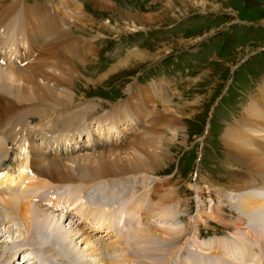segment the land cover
Instances as JSON below:
<instances>
[{"label":"rangeland","instance_id":"obj_1","mask_svg":"<svg viewBox=\"0 0 264 264\" xmlns=\"http://www.w3.org/2000/svg\"><path fill=\"white\" fill-rule=\"evenodd\" d=\"M126 1L129 2L117 4V2L111 0H79V4H76L75 2L69 3L70 0H20L17 1L18 6L15 0H0V23H6L3 28L0 26V44L4 43L8 46L5 47L4 45L0 49H17V52H19V49L39 50L42 47L41 52H38L34 61L26 66L18 67L31 71L32 67L36 66L37 69H34L36 73L40 66L35 63L36 60H39L38 56L41 58V63H43L44 49H53L51 51L48 49L47 55L51 54L53 56L50 60L54 62V67L52 61L45 60L48 63H44L49 64L48 66L51 64V67L44 68L43 72L47 69L49 73L54 74L51 78L55 79L54 83L51 84L52 91L43 93L41 91V93H38L40 95L37 94L41 98H45L47 102L42 100H39L38 103L36 100V102H24L18 97L23 96L25 100H28L34 94V91L24 92L19 90L18 95L10 92L0 93V105L5 108H0V119L2 118L0 127H2V130L7 128L4 124V115H12L11 112L14 109L17 114L22 113L18 111L22 107L26 111L28 108L33 110L30 116L37 119L36 123L41 128H39L40 130L45 127H54V129L46 131L59 133L63 141L72 131L66 132L61 124L77 125L75 130L78 131L85 128V121L91 119L93 122L95 121V123H92L93 132L104 141L111 139L109 140L110 143L107 144L108 146L105 147L115 145V148H121L119 150L123 151L122 155H127L128 159L131 157V153H138V149H140L141 143L138 136H143V139L148 140L153 136L154 138L150 139L154 141L153 144H158L161 140L170 143L169 159L167 158L164 163L157 165L155 173L148 172L143 173V175L142 173L132 172L121 176L120 179L109 176L94 181H90V177H93V175L88 171L78 172V175L82 180L87 178L84 180L86 183H95L93 189H96L99 179L106 180V183L99 182L101 184H98V187L107 189V186H109L107 196L112 199V203L118 201L112 198V194H118L119 192L127 194V198L132 194L139 198L136 200L141 201H139V206L143 199L151 202V206L147 203L143 208L144 212L152 213L150 214L152 218H147L145 224L152 222L160 227L173 226L186 231L180 238V248H183L174 258L176 261L174 262L171 257L169 259L170 263L168 261L166 264H184L188 260L202 258L201 254L202 256L207 254L210 257L216 250L215 248L210 249L212 240L216 241L222 236L228 237L235 232L241 233L249 227L248 224H252L250 219L248 220L250 214H247L244 208L241 209L234 203L244 201V192L252 191L255 187H236L232 183L230 186L233 187L229 188L228 185L232 181H239L236 173H240L247 177L250 174L251 181L247 180L254 186L257 179H254V177L259 173L247 169L245 165L253 158V152H255V155L258 153L264 155V151H260L255 146V140L259 144H264V131L262 134L258 132V128L264 127V125H260L263 123L264 105H251L246 109V104L251 96L255 95L258 86L264 84V0ZM140 1L145 4L139 3ZM203 1L204 4H202ZM82 2L89 3V8H83ZM31 3H40L42 7L39 12L47 13L48 18L55 17L59 20L60 24H57V20L52 18L49 20L50 23L45 22V20L42 23L44 26L49 23L53 28L59 27L58 29L61 30L59 37L55 38V32H53L52 35L50 34L37 44L34 42L35 39L32 34L35 26L28 31L23 23L24 13L21 12ZM90 5L96 10L91 9ZM8 7L13 8L11 14L7 9ZM38 10V8L37 10L33 9L30 16L39 19L40 15L35 14ZM18 13L23 14L21 15L23 25L20 24L19 27L17 22H11L14 21V17L18 20L19 16H16ZM151 15H154L153 18H150ZM25 16L27 21L31 22L32 18L27 17V11H25ZM13 27L15 29H11ZM6 31L7 33H5ZM49 31L51 30L49 29L47 32ZM1 38L7 40L4 41ZM79 38L82 39L81 42ZM55 40L59 41L54 43ZM56 49H59L65 57L55 55L54 51ZM65 49H71V51H65V53L63 51ZM73 49H77L78 53L75 58H72L70 54L73 53ZM80 49L81 51H79ZM88 49L91 50L87 51ZM49 51L50 53H48ZM33 54L36 55L34 51L30 52L29 58ZM167 56L173 57L163 61ZM19 58H21L19 55L12 57L15 62L21 64L22 60H19ZM45 58H48V56ZM10 63L12 64V61L8 59V62L3 65L4 68L9 66ZM3 66L0 64V67ZM9 67H7L8 70ZM68 79H70L69 82ZM163 79L168 81L169 94ZM149 81L151 83L142 85ZM137 83L141 84L135 86L131 92V88ZM148 89H151L148 94L155 95L154 101L157 102L147 104L148 109H153V114L154 109L159 111V114H163L165 109L162 105H170L172 110L177 111V115H180L179 124L174 123L175 125H173L165 117L158 118L155 123L152 122L150 117H143L141 113L138 117L136 112H132V114L127 112L125 113L127 120L120 122V132H117L116 128L111 126L113 118L119 116L120 111H127L129 100L132 102L135 98L136 102V99L142 98L145 90ZM153 90H156L158 96ZM130 92L129 97L123 100ZM132 94H134L133 97H131ZM55 95H59V100ZM5 106H8V108ZM243 107L246 109L243 119L249 115L250 123L246 119L240 122L235 117V114H238V111ZM253 107L257 111H254ZM38 108L43 109V111H38ZM133 115L138 119L132 123ZM104 116L108 117V120H104L108 124L100 125L99 120L104 119ZM256 117L261 121L256 123L253 119ZM55 119L57 120L55 121L56 124H53ZM124 121L125 124L122 123ZM128 122H130L129 125H127ZM148 123H155L157 134L155 131L152 132L154 135L150 134V131H153L155 127L151 128L153 126L151 124L149 130L146 127V125H149ZM35 125L33 124L31 127L37 130L38 127ZM208 126H210L209 133H207ZM228 129L232 130L229 134H227ZM253 129V134L247 132ZM85 135L87 136V134ZM149 135L150 137H147ZM159 135L160 137L164 136L163 139ZM86 136L83 140L88 138ZM204 136H206L204 138L205 145L203 144L204 148L201 149L202 137ZM228 140L231 143L234 140L233 145L229 146L227 144ZM82 142L84 145L86 144L85 141ZM82 142L79 144L76 141H73L72 144L68 143L67 148L73 149L68 154L82 156L88 152L91 153V150L84 148V146L81 147ZM63 146H66L65 141L61 148ZM52 148L54 150V147ZM100 150L101 148H98L97 151L100 152ZM54 151L57 154L60 153L58 150ZM28 152L33 156L32 149H29ZM16 153L15 155H17ZM141 153L138 155H141ZM262 168H264L263 165ZM38 175L40 179H45L44 175L40 173ZM79 186L80 183H77L70 188L72 189L70 193H73V196H79L77 188H75ZM201 189L203 194L200 193V195L198 193ZM257 189H262V191H257L259 194L264 191V187ZM173 191L178 196V199L175 200L179 202L177 205L180 204L177 209L179 212H183V215L185 214V218H180V220L172 212L170 217L166 214L164 216L160 214L166 208L172 211L175 201L174 203H172L173 201L164 202L155 211L151 209L153 203H159L161 200L158 193L166 192V194L171 195ZM150 194L153 196L152 200H150V197H152ZM80 198H77L79 199L77 202H82V199L86 197L84 198L83 193H81ZM89 198L86 199L91 200ZM121 201L118 202L121 203ZM80 202L77 204H80ZM97 208L94 209L98 211ZM103 210L101 208L102 214L107 215ZM59 211H61V208ZM59 211H56V214L57 217H59L58 214L60 215L63 228L67 232L71 230L69 232L71 234L66 236L67 246L71 250L70 254L79 261L78 264H87L88 262L103 264L106 255L116 259L119 262L116 261L117 264H129L128 261L124 260L123 249L117 247V243H115L117 248L109 251L103 250L105 244L115 242V237L109 238L108 236L95 234L92 230L90 232L91 236L88 237V233L85 231H90V228H87L86 225L74 236L80 220L76 221L77 218L72 214L73 210L69 214L67 213L65 217L68 218L67 220ZM119 211L120 213L121 211L124 212V209ZM61 212L65 213L64 211ZM141 215L140 212V220L142 219ZM257 215L264 217L262 213H256L255 216ZM12 216L10 213L0 211V220L2 221L0 230L6 231L3 225L5 220L7 226L11 225L10 228H12L9 233L1 236L0 251H3L5 258L13 261L12 264H22L21 258L30 262V257L24 258L22 256L20 258L21 253L25 252L23 246H27L24 240L25 229L18 222V219L12 218ZM75 216L77 215L75 214ZM111 220L119 221L117 216L111 218ZM135 220L137 221V219ZM260 221L264 226V219L261 218ZM12 222L15 224H12ZM143 225L137 224V226ZM90 227L92 229L91 225ZM129 230L137 233L133 227H129ZM35 232L34 236L36 235ZM198 234L205 239H201L202 237L197 238ZM116 235H119V232ZM136 235L137 237L141 236L140 233ZM38 236L35 239L39 241L40 236ZM154 236L157 241L156 244L161 245L157 236ZM89 238L91 241H89ZM159 238H162V236ZM177 239L179 238L173 240ZM197 240L202 242V246L199 248L201 252L196 249V246L192 245ZM7 244L8 247L5 250ZM111 244L113 245V243ZM189 246L192 253L188 250ZM96 248H98V253L96 251V253H93V249ZM219 251L224 254L221 248ZM19 252L21 253L19 254ZM8 255L10 256L7 257ZM35 255L38 260H42H40V264H60L59 262L45 261L42 254L37 253ZM250 260H257L258 263L264 264V261L259 258H250ZM249 263L255 264L254 261ZM26 264L29 263L26 262Z\"/></svg>","mask_w":264,"mask_h":264},{"label":"bare ground","instance_id":"obj_2","mask_svg":"<svg viewBox=\"0 0 264 264\" xmlns=\"http://www.w3.org/2000/svg\"><path fill=\"white\" fill-rule=\"evenodd\" d=\"M17 1H20V0H15L16 4H17ZM75 1L76 0H74V2ZM204 3L205 2L203 1L202 4H204ZM20 4L22 5V3H20ZM17 5L19 6V4H17ZM37 8L39 9V7H37V5L32 6L31 8L25 7L23 9V11H24V13H25V11H27V17L30 19L31 18L30 12L33 9L37 10ZM7 9L9 10L10 14L13 12V8L8 7ZM153 16L154 15H151L150 18H153ZM35 19L38 20V23L35 24V28L33 30L32 36H34V39H35L34 42L36 44H37V42H39L42 39L49 36L50 34L52 35L53 32L56 33V31H57L56 28L51 27L49 25V23H46L45 26L42 25V23L44 22V20L42 18L41 19L39 18L40 21H39L38 17ZM4 24H6V23H0V26H2V28H3ZM14 27H15V25H14ZM14 27L11 29H15ZM8 28H7V30H8ZM32 29H33V27H32ZM49 29L51 31L47 32ZM5 33H7V31ZM55 42H57V40H55L54 43ZM45 44H47V43H45ZM5 47H8V46L5 44ZM41 49H42V47H41ZM48 49L50 50V48H48ZM48 49H44V51H43L44 52V58H43L44 62H47L45 60H50L53 57L51 54L47 55ZM51 50H53V49H51ZM32 51H33V49L27 50L28 55H30V52H32ZM50 51L48 53H50ZM63 51L67 52V51H71V49H65ZM79 51H81V49ZM54 52H55V55H59L63 58L65 57V55L62 54L59 49L58 50L56 49ZM76 52H77V49H73V53L72 52L70 53L72 58L76 57V54H75ZM39 55H40V53H39ZM6 56H8V52L5 51V54H3L2 49H0V64H2V66L6 63V61L4 60ZM15 56L9 55V57L11 59H12V57H15ZM46 56H48V58H45ZM38 59L39 60H36L37 62H35V63L37 65H40L38 68V72H37V73H39V75H37V73L34 72V69L36 68V66L32 67L33 69H31V71H29V69L18 68V67L22 66L20 64V62L15 63V66H17V67L10 66L9 64L8 65L10 67L6 65L7 67L10 68L9 70L7 69V67L6 68H4V66L0 67V93L10 92V93H14L15 95H18L19 90H22L24 92L25 91H34V94L28 100H25V98L23 96H18V97L24 102H26V101L27 102H33L36 100L38 103L39 100L46 101L45 98H41L40 96H38V95H40L38 93H41V91H42V93L47 92V91H52L51 84L54 83L55 79L51 78V76L54 74L49 73L47 71V69H45V72H43L44 68H50L51 64H50V66H48L49 65V64H47L48 62L46 64L44 62L41 63V58L39 56H38ZM19 60H20V58H19ZM50 61H52V60H50ZM7 62H8V60H7ZM56 63H58V62H56ZM52 66L54 67L53 61H52ZM38 76H41V77H38ZM69 80L70 79H68L67 81L69 82ZM67 81H65V82H67ZM65 82H63V83H65ZM149 92H151V89L145 90V93L143 94L142 98L136 99V102H135V98L132 102H131V100H129L127 102V106H128L127 111H120L119 116L117 115V117L112 120L111 124L114 128H116L117 132H120L119 131L120 130V126H119L120 122L123 120H127V118L125 117V113H127V112L129 114H132V112H134V113L136 112L137 116L138 115L140 116V113H141L143 115V117H150L152 122H155V123H156L158 118L165 117V119L169 120L171 122V124L172 123H173V125H175L176 123L179 124L180 115H177L178 114L177 111L172 110L170 105H166V104L162 105V107L165 109L163 114H159V111H157L155 109H154L155 112L153 114V112H152L153 109H151V110L148 109L147 104H149L151 102L157 103L154 101L155 95H149L148 94ZM154 92L156 93V90ZM133 95L134 94H132L131 97H133ZM58 96H56V97L58 98ZM157 96H158V94H157ZM164 98H166V96H164ZM58 100H59V98H58ZM49 101H51V100H49ZM64 102H66V101H64ZM41 103L45 104L43 102H41ZM41 103H40V105H41ZM54 104H56V103H54ZM5 107L8 108V106H5ZM34 107L36 108V106H34ZM0 108L5 109L1 105H0ZM254 108L255 107H253V110L257 111ZM39 110L43 111V109H41V108H38V111ZM18 111H21L22 113L17 114L15 109H14L12 112L10 111L12 115H8V114L4 115L3 116L4 121H5L4 124L6 125L7 128L6 129L3 128L4 130H2L1 129L2 127H0V205H2L5 208V211H4L5 213H8V214L10 213L13 215L12 218L14 217L15 219H18V222L20 224H22L24 229H25L24 240H25L26 244L30 245V247H25V250H24L25 252H23L21 254L24 258H28V257L31 258V259L29 258L30 262L26 261V260H25V262H27L29 264H31V262H33V264H40V262L42 260L41 259H40L41 261L38 260V257H36V255H35L37 253L42 254L45 261L51 262V263L59 262L60 264H78V262H79L73 255L70 254L71 250H70L69 246H67L68 243H67L66 236L71 234V233H69V232H71V230L69 232H67L63 228V225H62L63 223L60 222L62 219L60 217H57V214L53 213V211L52 212H50L49 210L47 211V210H45V208H41L38 205L34 204V202H32L31 199L27 198L26 194H24V192H27L26 189L24 190V192H20V191L13 192L11 190L12 184L16 187V184L22 186L23 183H25V182L29 183V184H27L28 189H31L29 187H31L32 185L34 187L35 186L36 187L37 186L44 187V186L48 185L49 183H58L56 185H61V186H57V189L65 188L69 192H70V190H72L70 188L73 187V184L80 183L79 187H75V188H77V191H78V195H79L78 197L80 198L81 193H83L84 198L90 197L89 199H91L92 201L87 200L85 198V199H82V202L79 201L80 204L77 206V203H79V202H76V200H75V202L72 206V209L70 211H68V210H65L63 207L64 203L62 201V198L60 196H57L56 200L52 199V197H49L45 204L42 203L43 206H48V209L55 207V210H58V209L60 210V208H61V211H64L66 214L67 213L69 214L73 209H75L76 210L75 212L77 214L82 215L83 222H86V221L89 222V224L92 226V229H91L92 231L99 232V231L107 230L106 235H108L109 238L115 237L116 240H115V242H109V244H107V245L105 244L103 247L104 248L103 250L107 249L109 251L113 248L121 247V249H123V254H124V257L123 256L122 257L124 258V260L128 261L129 264H166L171 257H172V260H174V258L177 257V254H179L180 250L183 248V247L180 248V245H181L180 238L186 232L184 229L179 230V227L174 228L173 226L172 227H170V226H164V227L161 226L160 227V226H158V224H153L152 222L150 224H145V221L147 220V218L151 217L150 214H152V213L144 212L143 211L144 207H141V205L139 206L140 200L136 201L139 198H137L136 196H134L130 192L129 193L132 195L128 198L126 197L127 194H123L120 192L118 194H112V198L114 200H118V201L122 200L123 201V202L121 201V203H123L124 212L121 211V213H120V211H118V210H119V206L121 203L118 201H117L118 203L117 202L112 203L111 202L112 199H109L107 196L108 192H109V190H108L109 186H107V189H105L103 187H98V184H101L99 182H103V183L107 182L106 180H100V179L101 178H108L109 176L117 177L118 179H120L121 176L126 175L128 173H132V172H135L138 174L139 173L145 174L148 172L149 173H155V170L157 171L156 166L160 165L161 163H164V161H166L167 158L169 157L170 143H167L164 140H161V142H159V143L156 142L158 144H153L154 141L150 140V139L154 138L153 136H151L152 138L150 137V135L147 136V137H150L149 140L143 139L144 138L143 136H141V137L138 136L140 143H141L140 149L137 148L138 153H135V154L131 153V155H130L131 157L128 159L127 155H125V156L122 155L123 151L119 150L121 148H115L114 147L115 145H111V144H110L111 145L110 147H105V146H108L107 144L110 143L109 140H111V139H108V140L106 139L107 141L100 139L99 136L96 135L95 132H93V130H92V128H93L92 123H95V122H92L90 119H88L87 121H85L86 126H85V128H82L83 130L79 129L78 131H76L74 129V130H72V132L69 133L67 138L65 137L66 140H64V141L66 143V146H63V148H61V146L64 145V143L62 142L63 139H61V135L59 133H52V132L49 133L44 129L40 130L41 128L38 127L39 125L37 126V123H36L37 119L35 117L30 116V115H32L31 111H33V110H29V108H28V110L26 111V110H23V108L21 107L20 109H18ZM116 112H118V111H116ZM255 115H258V114H255ZM104 117L105 118L101 119L102 121L99 122L100 125H103L104 123L108 124L107 122L104 121V120H108L107 119L108 117L107 116H104ZM138 117H135V115H133V121H131V122L132 123L136 122ZM244 119H246L247 122H249V123L251 122L249 115L245 116ZM253 119H254V121H256V123H257V121H261L257 117L253 118ZM262 120H263V123H261L260 125H264L263 115H262ZM40 121H42V120H40ZM55 121H57V120L55 119L53 124H56ZM122 123L125 124L126 122L124 121ZM132 123H131V126L133 125ZM155 123H153V124L148 123L149 125L148 126L146 125V127H148V128H149V126H151V124L153 125V126H151V128L155 127L153 129V131H150V134L154 131L155 132L157 131ZM2 124H1V126H3ZM30 124H32V125L36 124L35 126L38 127L37 130H36V128L31 127L32 125L30 126ZM129 124H130V122L127 123V125H129ZM239 124H241V123H239ZM78 128H81V127H78ZM151 128H149V130ZM50 130H52V129H50ZM146 130L148 132L147 128H146ZM122 132H123V130L121 131V133ZM230 132H232V130L228 129L227 134H229ZM85 134H87L88 138ZM156 134H157V132H156ZM152 135H154V134L152 133ZM255 135H258V134H255ZM84 136H86V138H87V139L85 138L86 140H83ZM159 137H160V135H159ZM161 137L163 139L164 136H161ZM35 138H41L42 139V142L44 144V146L42 148H45L44 151L32 147L33 140ZM230 140L227 141V144L229 146L233 145V142H234V140H232V143H231ZM73 141L78 142V144L82 141H85L86 144L84 145V143L82 142L83 145H81V147L84 146V148H87L88 150H91L92 152L91 153L88 152L87 154L82 155V156L79 154H76V155L68 154V153L72 152L73 149L70 150L71 148L70 149L67 148V145H68V143L72 144ZM166 141H169V140H166ZM113 143H115V142H113ZM52 147H54V150H58L60 153L55 154V157H51V158L47 159L48 153L50 152L49 149ZM116 147H118V146H116ZM98 148H101L100 152L97 151ZM111 148H113V149L110 150ZM257 148L259 150H261L260 147H257ZM29 149H32L33 156L30 154V152H28ZM106 149H109V150H106ZM103 150H106V151H103ZM15 153L17 155H15ZM139 153H141V155H138ZM253 153H254L253 158L250 159V161H248L246 163L245 167L247 169H250V170H255L256 173L257 172L259 173L256 176L254 175L255 177L252 175L254 177V179L257 178L255 180L256 183H254L255 185L252 186L251 182H249V181H251V179L249 178L250 174H249V177H247V176H244L240 173H236V176L239 177V179H238L239 181H232L228 185L229 188L233 187V186H236V187L242 186L245 188L255 187V188H253L252 191L244 192L245 193L244 194V201H242L240 203H234L239 208H241V209L244 208L245 212L247 214L248 213L250 214V216H248V220L250 219V222L252 224H248L249 227L246 230H243V232H241V233L235 232L234 234H232L228 237L222 236V237H219L220 239H218L216 241L212 240L210 243V249L215 248L216 250H215L214 254H212L213 256L212 255H211L212 257L210 256L211 258L207 254L202 256V254L200 253L202 258L188 260L184 264H230V263L231 264H243L241 262L243 260L247 261V262L254 261L255 264H260V263H258L257 260H250V258H255V259L259 258V259H262L264 261V226L262 225V222L260 221L261 218L263 220L264 217L261 215L255 216L256 213H262L264 215V191L262 194H259V192H257L260 190L262 191V189H257V188L264 187V168H262V165L264 166V155H261V153H258L257 155H255V152H253ZM108 154L110 155V157L112 159L109 157ZM96 155H98V156L96 157ZM259 166H261V167L259 168ZM82 171H88L91 173V175H93V177H90V181H94L95 179L100 178L98 180V184L96 186V189H93V186L95 185V183H93V182L86 183L84 181L85 179H87V178H85V176H88V175L83 176L85 178L84 180H82L81 177H79L78 172L81 173ZM39 173L41 175H44L45 179H40V177L38 175ZM251 173H253V172H251ZM28 175H32L33 177L31 179H28L29 178ZM75 175H77V176H75ZM67 182L71 183V185L67 186V184H66ZM83 183H85V184H83ZM232 183H233V186H230V184H232ZM91 184H92V186H91ZM52 186H55V185H52ZM8 190H11V191H8ZM97 192H99V193L97 194ZM110 193H112V192H110ZM200 193L203 194L202 189L198 194H200ZM70 194L72 195L73 193H70ZM239 196L241 197L240 194H239ZM158 197H161V200L159 203H153L151 209L154 211H155V209H159L158 206L161 204H164V202L167 203V202L173 201L172 203H174V201L178 199L177 198L178 196L176 195V193L174 191L171 195H169L168 193L166 194V192L165 193L164 192L158 193ZM152 198H153V196L150 197V200H152ZM69 199L71 200V197ZM217 199H218V197H217ZM52 200H53V202H51ZM77 200H79V199H77ZM132 201H134V203H132ZM143 201L147 202L149 205L151 204V202H148L145 199H143ZM177 203H179V202L175 201V206H174V208H176L175 210L173 208L172 211H170L171 209L169 210V208H166L165 211H163L160 214H162V216H164L166 214V216L170 217L172 215L171 214V212H172V213H174L173 215L177 216L179 220H180V218H185V214L183 215L182 214L183 212L181 213L177 209V207L178 208L180 207V206H178L180 204L177 205ZM51 204H54V205L51 207ZM94 208H97L98 211L95 210ZM101 208L104 209L103 211L107 215L102 214ZM140 212L142 214L141 215L142 219L140 221L138 218V220L136 221L135 219H137V218L135 217V214L137 213L138 216H140ZM116 216H117V219H119V221H117V220L112 221L111 218H115ZM133 218H135V219H133ZM216 218H217V216H216ZM10 221H12V220L10 219ZM1 222L2 221L0 220V223ZM3 222H4L3 225L5 226L4 229L6 228V231L0 230V238H1V236L6 235L7 233H9L12 230V228H10L11 225L7 226V223H5V222H7L6 220ZM117 223L119 226L117 225ZM12 224H15V223L12 222ZM137 224L138 225L144 224L145 226L144 225L143 226H137ZM79 227H78V229H76L74 236L77 235L80 232V230H82V228L81 227L79 228ZM129 227H133L134 229H136L137 233H140L141 236L137 237V235H136L137 233L129 230ZM197 228H198V226H197ZM35 231H37V232H35ZM34 232L36 233L35 236H34ZM118 232H119V235H116ZM37 235L40 236V238H38L39 241L35 239ZM154 235H156L158 240H160L161 245L156 244L157 241L155 240ZM87 236L90 237L91 235L87 234ZM160 236H162V238H159ZM133 237L136 239H134ZM196 237L201 238L202 236L200 237V235L198 234V236H196ZM174 238L175 239L179 238V239L174 241L173 240ZM89 241H91V239ZM111 243H113V245ZM115 243L118 244L117 247H116ZM192 245L196 246V249H198V251H199V248H201V246H202V242L197 240V241H194V243H192ZM5 247H6L5 250H7L8 244L5 245ZM220 248L222 249V251H224L223 252L224 254H222V252L219 251ZM97 250H98V248L93 249V253H96ZM188 250L190 252L192 251L190 246H189ZM205 250H208V249H205ZM199 252H201V251H199ZM25 253H30V254L25 256ZM33 253H35L34 256H30V255H33ZM9 256L10 255H8L7 257H9ZM16 256H17V254H16ZM178 258H179V256H178ZM116 261H117L116 259L110 258V257H108V255H106V257L103 259V264H117V263H119L118 261L116 263ZM175 261L176 260H174V262ZM11 262L13 263V261L11 259L8 260L7 258H5V256L3 255V251L1 250L0 251V264H7V263L12 264ZM169 263H170V261H169ZM179 264H183V263H179Z\"/></svg>","mask_w":264,"mask_h":264},{"label":"crops","instance_id":"obj_3","mask_svg":"<svg viewBox=\"0 0 264 264\" xmlns=\"http://www.w3.org/2000/svg\"><path fill=\"white\" fill-rule=\"evenodd\" d=\"M254 99H264V84L261 86H258L255 95L251 96ZM244 113H242L243 115Z\"/></svg>","mask_w":264,"mask_h":264}]
</instances>
